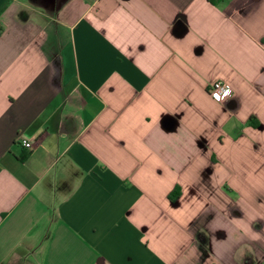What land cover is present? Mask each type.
Returning a JSON list of instances; mask_svg holds the SVG:
<instances>
[{"label": "crops", "instance_id": "0c3cea01", "mask_svg": "<svg viewBox=\"0 0 264 264\" xmlns=\"http://www.w3.org/2000/svg\"><path fill=\"white\" fill-rule=\"evenodd\" d=\"M0 264H264V0H0Z\"/></svg>", "mask_w": 264, "mask_h": 264}, {"label": "built area", "instance_id": "2783aa9c", "mask_svg": "<svg viewBox=\"0 0 264 264\" xmlns=\"http://www.w3.org/2000/svg\"><path fill=\"white\" fill-rule=\"evenodd\" d=\"M209 93L216 99L222 102H227L233 96V90L225 83L218 81L213 83L209 89ZM22 145L26 148H32L33 142L29 140H22Z\"/></svg>", "mask_w": 264, "mask_h": 264}, {"label": "trees", "instance_id": "16d2710c", "mask_svg": "<svg viewBox=\"0 0 264 264\" xmlns=\"http://www.w3.org/2000/svg\"><path fill=\"white\" fill-rule=\"evenodd\" d=\"M179 195V193H173L172 195H171V198L173 197V198H177V196Z\"/></svg>", "mask_w": 264, "mask_h": 264}]
</instances>
